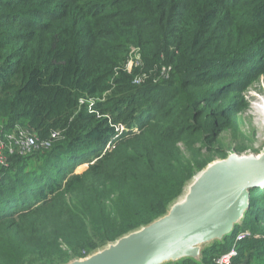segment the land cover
<instances>
[{"label":"trees","instance_id":"1","mask_svg":"<svg viewBox=\"0 0 264 264\" xmlns=\"http://www.w3.org/2000/svg\"><path fill=\"white\" fill-rule=\"evenodd\" d=\"M260 75L264 0H0V137L49 142L3 151L0 264H62L164 214L227 156ZM250 193L230 236L170 264H264Z\"/></svg>","mask_w":264,"mask_h":264},{"label":"water","instance_id":"2","mask_svg":"<svg viewBox=\"0 0 264 264\" xmlns=\"http://www.w3.org/2000/svg\"><path fill=\"white\" fill-rule=\"evenodd\" d=\"M264 187V149L228 153L209 162L185 185L166 212L114 241L62 264H170L200 261L204 247L230 236Z\"/></svg>","mask_w":264,"mask_h":264},{"label":"rangeland","instance_id":"3","mask_svg":"<svg viewBox=\"0 0 264 264\" xmlns=\"http://www.w3.org/2000/svg\"><path fill=\"white\" fill-rule=\"evenodd\" d=\"M240 97L242 109L238 115V130L224 132L221 135L222 145L228 149L227 154L257 155L264 149V75L248 84ZM237 147H243L244 151H238ZM0 158H5L3 151L0 152Z\"/></svg>","mask_w":264,"mask_h":264},{"label":"built area","instance_id":"4","mask_svg":"<svg viewBox=\"0 0 264 264\" xmlns=\"http://www.w3.org/2000/svg\"><path fill=\"white\" fill-rule=\"evenodd\" d=\"M6 139L8 144L7 146L4 143ZM40 145L48 146L49 142H37L36 139L31 136L26 130L19 129L16 132L6 133L3 135V138L0 137V152L7 149L9 153H13L14 150H17L19 153H27L32 149L39 147ZM3 159L0 158V162ZM240 235H238L239 238ZM237 251L235 248L229 249L226 253H223L220 257L216 258V264H230L231 259L236 255Z\"/></svg>","mask_w":264,"mask_h":264},{"label":"bare ground","instance_id":"5","mask_svg":"<svg viewBox=\"0 0 264 264\" xmlns=\"http://www.w3.org/2000/svg\"><path fill=\"white\" fill-rule=\"evenodd\" d=\"M256 108V107H255ZM261 109V108H260Z\"/></svg>","mask_w":264,"mask_h":264}]
</instances>
